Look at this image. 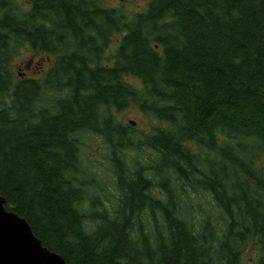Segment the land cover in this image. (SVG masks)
Wrapping results in <instances>:
<instances>
[{"label":"trees","instance_id":"1","mask_svg":"<svg viewBox=\"0 0 264 264\" xmlns=\"http://www.w3.org/2000/svg\"><path fill=\"white\" fill-rule=\"evenodd\" d=\"M263 154L264 0H0V194L69 263L264 264Z\"/></svg>","mask_w":264,"mask_h":264},{"label":"rangeland","instance_id":"2","mask_svg":"<svg viewBox=\"0 0 264 264\" xmlns=\"http://www.w3.org/2000/svg\"><path fill=\"white\" fill-rule=\"evenodd\" d=\"M149 1L150 0H105V3L107 5L115 6V7H120L121 5H125L126 8L131 12H136V11L144 10L148 6ZM120 38H121L120 35H116L114 37L113 43L108 51L109 55L115 51ZM52 62H53V57L51 55L43 52L37 53L25 47L24 49H22L21 53L16 58L14 63V68L16 74L20 77L37 76L41 74L46 68H48L52 64ZM129 80H131V82L135 86L139 88L142 87V83L139 79L130 77ZM115 114L120 121L135 127L136 130L138 131H149L151 130L154 123H156L155 119L145 116L136 107H130L122 112ZM131 121H134V124L131 123ZM90 151H92L93 155L97 157L100 161L104 162V159L100 154V149L97 147L95 142H93V146L92 149H90ZM258 163L261 166V168L264 170V154L260 157ZM109 187L111 186L109 185ZM210 199L211 197L207 193H203L198 197L197 200L202 204L204 208H208L211 207L209 203ZM217 210L216 209L212 210V213L216 214ZM254 247H255V243L253 240H251L246 245L244 251V257H245V261H247L248 263H252V261L249 260V258L254 257L256 254V250L254 249Z\"/></svg>","mask_w":264,"mask_h":264},{"label":"water","instance_id":"3","mask_svg":"<svg viewBox=\"0 0 264 264\" xmlns=\"http://www.w3.org/2000/svg\"><path fill=\"white\" fill-rule=\"evenodd\" d=\"M6 202L0 194V264H71L45 246L27 219L8 209Z\"/></svg>","mask_w":264,"mask_h":264}]
</instances>
